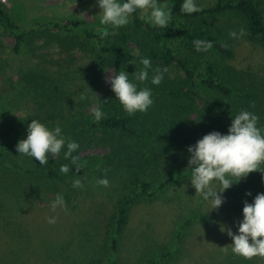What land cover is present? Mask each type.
Listing matches in <instances>:
<instances>
[{"label":"trees","instance_id":"obj_1","mask_svg":"<svg viewBox=\"0 0 264 264\" xmlns=\"http://www.w3.org/2000/svg\"><path fill=\"white\" fill-rule=\"evenodd\" d=\"M181 3L170 1L171 22L165 29L134 16L128 25L111 30L113 34L106 38H101L103 30L78 19L33 20L21 25L0 5V28L13 40L11 51L27 59L18 68L17 83L30 103L28 117L12 134L11 129L0 126V264H21L20 255L30 244L10 247L1 232L14 234L10 217L34 206L47 192L52 191L54 197L62 194L68 202L73 194L81 192L72 187L73 180L87 179L90 186L106 189L109 196L114 193L116 210L110 218V248L114 251L130 206L156 198L177 173L185 172L180 161L184 147L211 131L226 134L231 116L241 109L257 114L259 124L264 125V81L258 83L249 72L227 62L233 56V42L228 30L217 23L227 14L239 17L245 24L246 37L264 49V8L260 0H218L191 15L180 11ZM197 38L211 41L213 48L197 52L192 43ZM137 50L151 59L153 67H167L168 71L159 86L146 82L154 100L149 110L129 116L110 87L99 92L97 79L108 66L113 71L133 73L136 65L127 62ZM80 95L87 97L82 103ZM99 100L104 102L105 116L96 121L88 106H95ZM31 118L50 129L60 127L67 139L79 143L74 155L80 156L81 170L72 168L69 175H59L56 170L69 163L62 155L50 157L42 167L17 153L15 145L26 138ZM94 147L102 148L103 153L82 155L85 149ZM104 177L109 180L108 187L96 183ZM243 181L253 191L259 190L251 175ZM204 218L209 221L212 217L204 214ZM190 223L191 219H186L181 229ZM36 247L40 249L41 244ZM79 253L76 260L79 257L84 263L86 255ZM170 255L167 251L160 259L167 260ZM231 260L230 256L226 264H234Z\"/></svg>","mask_w":264,"mask_h":264},{"label":"rangeland","instance_id":"obj_2","mask_svg":"<svg viewBox=\"0 0 264 264\" xmlns=\"http://www.w3.org/2000/svg\"><path fill=\"white\" fill-rule=\"evenodd\" d=\"M170 1L161 0L168 5ZM217 1L197 0V3L202 8L212 6ZM260 2L264 8V0ZM0 5L21 25H28L33 20L78 19L100 30L108 27L100 25L99 10L93 0H0ZM142 15L145 13L134 14L138 17ZM217 23L229 33L239 34L241 28L245 29L244 22L233 14L218 18ZM231 40L233 56L227 62L249 72L258 83L264 81V49L257 42L249 40L246 32L242 38L231 37ZM12 44V38L0 28V126L11 129V134L30 113L28 95L20 93L17 83L18 68L26 64L27 59L24 54H14L11 51ZM81 61L85 59L81 58ZM111 71L112 67L108 66L99 74V92L110 87L105 83V77ZM91 105L88 106L89 110L94 107ZM186 148L180 160L185 168ZM102 153V148L94 147L85 149L82 155ZM177 175L156 198L137 201L130 206L127 223L117 236L114 251L110 248L113 235L110 218L116 210V197L114 193L109 196L102 187L90 186L87 179L82 180L84 187L79 190L81 192L73 194L66 201V211H49V205L54 199L51 191L39 198L34 206L24 208L16 216L12 215L10 223H13L15 233L11 234L9 230L1 232L2 240L9 242L10 247L23 248L26 243L30 244L28 250L20 255L21 264H55L59 260H64L66 264H94V260L97 264H203L205 261L210 264H226L230 256L234 264L240 261L246 264V260L249 264H264V258L261 257L249 260L230 252L225 254L221 249L229 245L231 239L220 231L221 223L231 226L241 218L244 200L251 202L257 193L264 192L261 174L252 172L247 176L251 175L252 180L258 182L259 190L253 191L242 180L224 192L226 202L219 210L209 213L190 186L187 179L189 170L185 169L184 173L180 171ZM183 175L187 177L183 178ZM246 192H251L252 196H245ZM204 214L212 218L208 221ZM53 216L56 223L48 225L45 219ZM188 218L191 223L181 229ZM3 222H7V218ZM39 243L41 247L37 249ZM91 246H94L93 249ZM80 249L84 251L80 252ZM167 251H171V255L167 260H161L160 255ZM76 253L86 255L84 263L79 257L76 260Z\"/></svg>","mask_w":264,"mask_h":264},{"label":"clouds","instance_id":"obj_3","mask_svg":"<svg viewBox=\"0 0 264 264\" xmlns=\"http://www.w3.org/2000/svg\"><path fill=\"white\" fill-rule=\"evenodd\" d=\"M93 3L99 10L100 25L108 26L101 31V38L112 35L110 29L128 25L138 12L145 13L140 18L155 28L165 29L171 22V8L161 0H93ZM180 11L191 15L201 12L202 8L197 0H182ZM244 35L243 28L239 34L229 33L235 39ZM192 43L197 52H207L213 48L209 40L197 38ZM127 63L136 65L133 73L129 74L124 69L111 71L105 77V83L110 86L115 100L131 116L137 112L145 113L153 105L152 88L146 82L159 86L168 69L153 67L151 59L140 55L138 50ZM86 99L85 95L79 96L80 103ZM103 108L104 102L100 100L93 107L91 114L96 121L104 118ZM259 120L260 117L254 112L241 109L231 116L226 134L211 131L187 146V179L207 213L218 211L226 202L224 192L246 179L249 173L259 172L264 180V125H260ZM15 148L19 155L33 159L42 167L48 164L50 157L54 159L62 155L63 160L69 163L56 170L59 175L67 176L72 168L79 171L83 167L80 156L74 155L80 148L79 143L67 139L60 127L50 129L37 119L31 118L26 128V138L18 140ZM96 183L103 187L109 186L107 177L98 179ZM72 187L83 189L84 185L80 179H75ZM245 196H252V193L246 192ZM58 209L67 210L62 194L56 195L49 205L51 213H56ZM45 222L54 225L56 219L53 216L51 219L46 218ZM220 231L231 239V243L221 249L225 254L230 252L249 260L264 258V192L257 193L251 202L244 200L241 218L231 226L221 223Z\"/></svg>","mask_w":264,"mask_h":264}]
</instances>
